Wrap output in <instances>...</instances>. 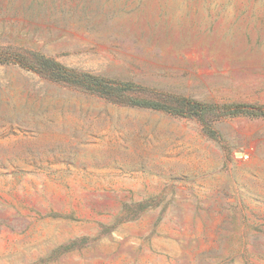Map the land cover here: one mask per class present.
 I'll return each instance as SVG.
<instances>
[{"label": "rangeland", "instance_id": "1", "mask_svg": "<svg viewBox=\"0 0 264 264\" xmlns=\"http://www.w3.org/2000/svg\"><path fill=\"white\" fill-rule=\"evenodd\" d=\"M29 51L126 88L0 63V264H264V0H0Z\"/></svg>", "mask_w": 264, "mask_h": 264}, {"label": "trees", "instance_id": "2", "mask_svg": "<svg viewBox=\"0 0 264 264\" xmlns=\"http://www.w3.org/2000/svg\"><path fill=\"white\" fill-rule=\"evenodd\" d=\"M0 63H14L20 64L23 67L31 69L35 72H39L47 78L63 81L67 83H71L77 86H81L83 88H89L93 91L99 92H110L111 90L116 91L120 88L118 85H113L116 83L114 80L104 79L100 75H92L84 72H77L74 69H71L64 64L50 58L46 57L38 52H26L25 54L21 53H11V54H1L0 53ZM125 84L124 89L126 88V83L117 82L116 84ZM135 104L140 106H149L155 108H168L174 113L182 112L183 109H179L176 105H172L168 107L164 105L160 101L151 100V99H140L135 102ZM183 108L187 107V109H201V103L199 102H191V100H187L186 103L182 104ZM241 105H236V108H239ZM258 110H235L231 111L232 114L237 113H246L253 115H264V111H261L263 107H258ZM194 114H197L196 112Z\"/></svg>", "mask_w": 264, "mask_h": 264}]
</instances>
